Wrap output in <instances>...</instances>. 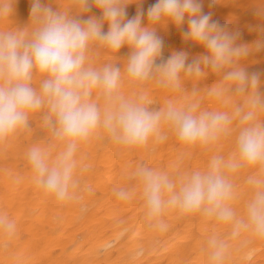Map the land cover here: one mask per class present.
I'll return each mask as SVG.
<instances>
[{
  "label": "clouds",
  "instance_id": "obj_1",
  "mask_svg": "<svg viewBox=\"0 0 264 264\" xmlns=\"http://www.w3.org/2000/svg\"><path fill=\"white\" fill-rule=\"evenodd\" d=\"M16 2L0 0V23L10 20ZM29 3L26 24L0 29V145L30 129L31 117L39 114L55 143L28 149L33 184L58 204L81 200V192L90 189H81L77 173L89 165L77 154L101 135L135 150L162 143L170 132L186 153L235 133L227 159L213 155L202 170L173 174L140 164L129 173L134 184L114 192L126 201L138 191L149 223H160L171 209L231 224L233 236L243 229L264 242V71L247 70L249 57L264 52V0H254L259 23L252 43H239L238 31L204 13L202 0H156L146 11L144 0ZM130 4L137 5L131 18ZM169 25L182 30L185 44L204 51L190 58L186 50H173L165 58L159 30ZM123 48L128 52L121 57ZM101 53L109 59L97 65ZM208 75L217 79L206 94L230 110H202L195 86L186 103L169 99L153 107L148 98L149 84L175 93L185 81ZM241 170H252L245 181L251 192L238 215L232 174ZM15 230V221L0 211V249L9 247ZM227 247L211 235L207 264H224Z\"/></svg>",
  "mask_w": 264,
  "mask_h": 264
},
{
  "label": "bare ground",
  "instance_id": "obj_2",
  "mask_svg": "<svg viewBox=\"0 0 264 264\" xmlns=\"http://www.w3.org/2000/svg\"><path fill=\"white\" fill-rule=\"evenodd\" d=\"M52 2L67 7L69 0ZM155 2L144 0L142 7L146 11ZM202 2L204 13H211L214 21L240 33L239 43H252L258 38V33L252 30L259 23L254 0ZM13 7L10 20L0 23V29H15L27 23L29 0H17ZM136 10L137 5L130 4L128 17L134 16ZM181 31L171 25L159 30L165 58L173 50H186L190 58L204 51L199 46L185 44ZM127 52L123 48L119 55L124 57ZM108 59L101 53L96 63ZM247 70L264 71V52L249 57ZM216 79L208 75L198 81H185L184 90L175 93L149 84L148 98L153 107L163 106L169 99L186 103L195 86L200 89L197 99L202 110H230L206 94ZM125 90L131 91L127 84ZM30 123V129L0 145V211L16 223L9 247L0 249V264H207L205 248L213 234L228 245L224 264H264V242L243 229L233 236L231 224L206 220L200 215H181L171 209L165 211L160 223H149L138 191L126 201L119 200L114 192L134 184L129 173L140 164L173 174L202 170L213 155L227 159L234 148L235 133L222 137L209 148L197 147L186 153L170 132L162 143L155 146L150 143L147 148L135 150L121 149L106 136H98L81 145L77 154L82 164L89 165L86 171L78 169L81 189L86 187L90 191H82L79 201L58 204L31 180L26 160L28 149L33 144L52 146L55 142L42 126L39 114L32 116ZM251 171L232 174L238 215H243L250 196L251 189L245 181Z\"/></svg>",
  "mask_w": 264,
  "mask_h": 264
}]
</instances>
